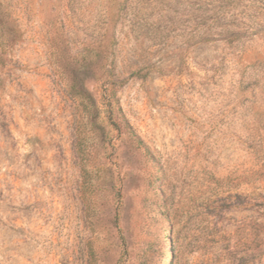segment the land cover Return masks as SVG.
<instances>
[{"label": "rangeland", "instance_id": "374dc122", "mask_svg": "<svg viewBox=\"0 0 264 264\" xmlns=\"http://www.w3.org/2000/svg\"><path fill=\"white\" fill-rule=\"evenodd\" d=\"M215 12L246 35L200 42ZM0 17V264H264V0H0Z\"/></svg>", "mask_w": 264, "mask_h": 264}, {"label": "trees", "instance_id": "16d2710c", "mask_svg": "<svg viewBox=\"0 0 264 264\" xmlns=\"http://www.w3.org/2000/svg\"><path fill=\"white\" fill-rule=\"evenodd\" d=\"M225 17L224 15L218 14L217 12L213 13L209 20H211V23L215 27H220V31H213L208 29V32H205L203 36L200 38V42H210L215 40H224L228 43L234 42L239 40L241 37L246 35V33H242L235 30L225 29L224 26L220 23V21ZM6 21H4L0 17V29H2L5 25ZM3 33L0 35V39H2ZM1 61V58H0ZM113 75V74H112ZM119 80H115L114 76L111 80L108 82H105L103 87V97L105 100V106L107 108V111L110 115L113 114H119L121 112L118 101L116 99V90L115 88L119 85H121V82H118ZM79 107L81 109V112L84 113V117L80 118V120L77 122L75 126V137H74V148L76 155L79 159L80 163V177H81V194L82 199L85 201V195L90 190V179L91 175L88 170V167L86 165V157L88 153V125L92 124L93 121L97 115L96 111L98 110V107L96 106L95 102L92 100V98L88 95H82L80 96L79 100ZM91 119V120H90ZM86 121V122H85ZM139 145H141V142L139 140H136ZM254 236H259L257 232H255ZM251 261H255L258 258H261V256H264V249L258 250L254 249L253 254H251ZM258 256L257 258H255Z\"/></svg>", "mask_w": 264, "mask_h": 264}]
</instances>
